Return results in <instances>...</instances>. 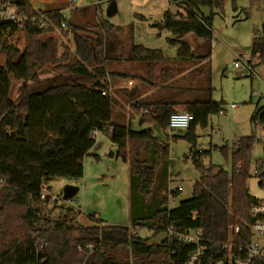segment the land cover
I'll use <instances>...</instances> for the list:
<instances>
[{"label":"trees","instance_id":"1","mask_svg":"<svg viewBox=\"0 0 264 264\" xmlns=\"http://www.w3.org/2000/svg\"><path fill=\"white\" fill-rule=\"evenodd\" d=\"M9 1L0 0V4ZM236 1L231 0L233 9ZM224 2L182 0L184 13L173 14L168 9L163 20L153 24L176 35L167 39L178 45L177 57L201 63L195 71L206 74L208 81L210 55L196 56L182 37L189 32L212 37L213 16L216 10L224 11ZM251 2L257 4L256 0ZM13 5L16 19L0 20V53L6 55L5 64H0V179L4 181L0 185V264H183L195 246L178 240L170 230L200 229L205 241L217 244L228 239L232 218L251 221L249 209L259 201L247 186L254 135L242 137L234 145L231 171L205 166L201 151L195 150L193 160L200 177L192 196L171 206L168 144L151 129L131 128L136 114L166 129L170 115L183 106L194 119L184 135L173 139L185 138L195 147L197 126H207L212 114L226 111L222 102L211 99V86L185 101L144 97L129 103L125 97L122 101L129 104L128 113L117 110V106L123 109L124 103L105 82L110 74L108 61H138L151 66L165 60L162 50L130 40L126 53L119 44L108 48L109 39L118 41L121 37L116 35L118 27L104 18L98 7L97 22L81 26L62 16L63 7L39 10L32 6V0H15ZM204 7L210 9L209 15L203 12ZM63 21H67L76 45L74 51L66 45L60 53L53 33L62 28ZM19 33L24 39L22 48L13 43ZM251 50L248 63L254 70L264 63L263 32L253 34ZM46 65L88 82L62 81L26 92L15 102L10 96L12 79L35 81ZM251 122L264 125V108L252 114ZM93 131H102L116 145V152L109 156L129 165L130 225L108 224L95 213L84 214L80 208L56 202L48 211L52 195L41 197L43 187L49 191L50 181L83 176V160L96 141ZM255 169L259 186L264 188V148ZM82 216L87 223L81 222ZM143 228L165 236L161 242L151 243L139 235Z\"/></svg>","mask_w":264,"mask_h":264},{"label":"rangeland","instance_id":"2","mask_svg":"<svg viewBox=\"0 0 264 264\" xmlns=\"http://www.w3.org/2000/svg\"><path fill=\"white\" fill-rule=\"evenodd\" d=\"M13 1L15 0L0 4V9L2 11L16 10ZM49 1L51 0H32V6L39 10L67 8L70 15L65 18L81 26L87 22H97L98 11L96 7H98L103 17L118 27L116 35L121 37H117L119 40H113L114 42L109 39L108 48L119 44V47L126 53L130 48V40L133 44L161 49L165 60L151 66L137 61H135L136 63L118 60L108 61L110 68L116 67L120 70L130 71L133 68L144 66L146 87L150 90L154 89L152 94L155 97H160L162 89H164L166 91L165 97L178 96L177 91H180L181 96L179 98L183 99L188 95V98L193 99L208 86H211V99L223 103L225 112L212 114L207 126H197L195 147H192V143L185 138L173 139V136L184 135L187 131L185 128L163 129L156 123L146 122L141 115H135L131 119L133 130L151 129L154 136L169 146L170 180L168 186L173 188L182 185V190L174 197H170L171 206H175L181 200L192 196L193 185L200 177V172L193 160L195 150L199 152L201 150V159L205 166L212 164L231 171L234 145L240 138L249 135H254L256 142L251 154V176L247 181V186L250 195L259 200H264V188L259 186V179L254 173L257 161L263 157L264 125L255 126L251 122L252 114L264 108V78L262 76V74L264 75V63L255 67L253 71L246 62H240L239 68L234 65L240 55L246 57L252 55L253 34L257 31L264 34V0H256L257 4H253L251 0H237L236 9L232 8L231 0H225L224 11L216 10L213 16L212 37L202 38L193 32L182 37L189 43L192 53L196 56L210 55L211 74L209 81L206 74L200 75L199 72L195 71L201 63L197 64L177 57L178 45L170 43L167 39L175 38L176 35L167 29L159 30L153 26V24L163 20L164 13L168 9L173 14L184 13L185 5L182 0H97L98 3L95 0H80L79 5L72 4L69 0H54L51 3ZM202 9L205 15L210 14L208 7ZM64 22L65 25L53 33L60 43V53L63 52L66 45L72 51L76 45L74 34L69 31L67 21ZM23 42L21 33L14 35L13 43L16 46L22 48ZM5 60L6 55L1 52L0 64L4 65ZM163 64L164 66H162ZM118 74L122 75V73ZM62 81L88 82L71 72L54 70L53 65H46L35 81L23 82L12 79L10 96L17 102L26 92L43 90ZM192 86L195 87L191 89ZM183 93L185 94L183 95ZM233 103L237 105L236 109L232 108ZM179 111H185L183 106L179 107ZM217 133L219 134L217 135ZM96 137L98 139V147L96 148L99 150L98 152L109 153L106 143L111 145L113 142L102 131H99ZM110 158L106 156L101 163L92 162V164L89 161L86 163L88 176H93L99 172L108 174L103 185L89 191L88 200L91 203L89 205L102 208L101 218L106 219L109 224L127 225L130 222L129 214L126 213L125 217H122V213H116L114 207L116 202L123 201L125 191V195L128 194L129 165L122 160L115 161L110 160ZM72 181L75 179L59 178L49 182L50 192L54 195L51 197L55 200L50 199L48 211L53 202L59 205H67L65 202L59 203V198L61 200L64 197L62 194L58 195V192L65 190ZM80 188L82 191L81 185ZM125 188L128 190L123 191ZM83 204L84 201L82 200ZM87 211V213L90 212L89 209ZM81 222L87 223L88 220L82 216ZM139 235L151 243H159L165 236L164 233L153 235V231L149 228L141 229Z\"/></svg>","mask_w":264,"mask_h":264},{"label":"built area","instance_id":"3","mask_svg":"<svg viewBox=\"0 0 264 264\" xmlns=\"http://www.w3.org/2000/svg\"><path fill=\"white\" fill-rule=\"evenodd\" d=\"M69 2L79 5L80 0H69ZM61 13L63 17H67L66 10L62 9ZM15 19L16 10L2 11L0 9V20L7 21ZM61 25L64 26L65 22L63 21ZM249 58L245 55H240L238 60L234 62L235 67L239 68L240 62H246L250 68L248 63ZM232 108L236 109L237 105L233 103ZM193 119V114L187 111L174 112L169 117L167 128L169 130L177 128L187 129ZM96 134L97 131H93V135L96 136ZM254 173H256V169ZM3 183L4 181L0 179V185ZM181 190V184L173 188H169L168 186V196L172 197L175 192H180ZM47 194L49 193L45 186L42 189L41 197L45 199ZM52 200L54 201L55 199L52 198ZM61 202L81 209L75 199L64 197L60 200L59 198V203ZM56 214L57 212L54 213V215ZM249 215L251 218L250 222L243 223L242 221H237V217L236 219L232 218L229 226L228 239L217 244L205 241L200 229L192 228L183 232L170 230V234L174 235L178 240L195 246L183 264H264V200H259L253 204L249 209ZM195 216L196 214L194 213L193 219H195ZM36 264H41V261H38Z\"/></svg>","mask_w":264,"mask_h":264},{"label":"crops","instance_id":"4","mask_svg":"<svg viewBox=\"0 0 264 264\" xmlns=\"http://www.w3.org/2000/svg\"><path fill=\"white\" fill-rule=\"evenodd\" d=\"M53 1L54 0H51V1H49V3L53 2ZM95 1H97V0H95ZM97 3H98V1H97ZM63 10H66L67 16L70 15L69 10L67 8L63 7ZM113 61H117V60H113ZM118 61H124V60H118ZM125 62L126 63H132V62L136 63L135 61H125ZM144 64H147V63H144ZM162 66H164V64ZM107 68H108V72L110 74L105 78V82H106V84L108 86L109 91L117 99H119L122 103H124L122 101V99L125 98V97H128L127 100H129V103H131V102H133V101H135L137 99L144 98V97H152V98L154 97L156 99H167V100H177V101H185V100H189L190 99V98H188V95L185 96V98H183V99L179 98V96H181L180 91H177V95L178 96L171 95V96L165 97L164 93L166 91H164V89H162V94L160 95V97H158V96L155 97L152 94V93H154V89L150 90V89H148L146 87L147 84L144 81L146 72H145V69H143L144 66L136 67V68H133V69H131L129 71V70H120V69H118L116 67L115 68L114 67L110 68L108 63H107ZM141 68H142L143 71L141 70ZM115 73H122V77L119 76L120 74L118 75V74H115ZM257 75H258V73H257ZM259 75H261V74H259ZM262 76L264 78L263 74H262ZM193 87H195V86H192L191 89ZM184 94L185 93H183V95ZM128 107H129V104L128 103H124V108L122 109L121 107L117 106V110L119 109V110H122L123 112L128 113V111H129ZM98 133L99 132H97V134ZM218 134L219 133H217V135ZM97 142H98V139L96 137V141H95L94 146L90 149L89 153L85 156V158L83 160V165H84L83 176L81 178L75 179V181H72L69 185L66 186L65 190L59 191L58 195L62 194L63 197L65 195H67L68 199H69V197L71 199H75L77 201V204L81 207V209L84 212V214L95 213L96 217H100L101 218L102 208L97 207L96 205H89L91 203H89L88 196H89V191L90 190L98 187L99 185H103L106 182L108 174L99 172L98 174H94L93 176L92 175L88 176L87 175L86 163L88 161L90 163H92V162L101 163L106 156H109L110 152L115 153L116 150H117V147H116V145L114 143H112L111 145L106 143L107 144V148H109L110 152L109 153L108 152H98L99 150L96 149L98 147V143ZM109 157H111L110 160H115V161L122 160L121 158H119L117 156H109ZM112 177H115V176H112ZM80 185L82 187V191H81ZM47 187L49 188V191H48V193H49L50 190H51V186L48 184ZM125 190H128V189L125 188L123 191H125ZM49 194H52V193L50 192ZM125 194H126V191H125ZM125 194H124L125 198L123 197V199H122L123 201L122 202H116L115 203L116 205H115L114 208H115V212L116 213H118V214L122 213V217H125L126 213L129 214L130 222L127 225H130L131 224L130 169H129V191H128L127 196ZM86 197H87V199H86ZM82 200L84 201V204H83L84 207L82 205ZM1 203H2V192H1V189H0V205H1ZM87 209L90 210L89 213H87L88 212ZM105 221H106V223H108V221L106 219H105ZM115 224H118V223H115Z\"/></svg>","mask_w":264,"mask_h":264},{"label":"water","instance_id":"5","mask_svg":"<svg viewBox=\"0 0 264 264\" xmlns=\"http://www.w3.org/2000/svg\"><path fill=\"white\" fill-rule=\"evenodd\" d=\"M64 197H65V198H67L68 196H67V195H65Z\"/></svg>","mask_w":264,"mask_h":264}]
</instances>
